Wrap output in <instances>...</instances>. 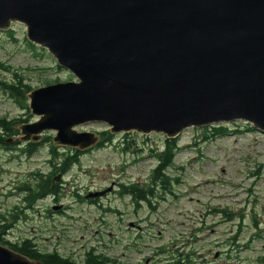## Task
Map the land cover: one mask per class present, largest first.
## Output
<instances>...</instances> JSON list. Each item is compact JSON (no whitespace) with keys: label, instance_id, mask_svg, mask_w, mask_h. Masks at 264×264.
I'll return each instance as SVG.
<instances>
[{"label":"rangeland","instance_id":"rangeland-1","mask_svg":"<svg viewBox=\"0 0 264 264\" xmlns=\"http://www.w3.org/2000/svg\"><path fill=\"white\" fill-rule=\"evenodd\" d=\"M75 81L46 50L26 40L24 25L13 23L6 32L0 31V84L30 90L24 109L16 99L5 100L0 86V113L35 122L28 93ZM222 126L232 132L216 139H206L210 127L181 132L167 172L169 189L157 188L148 202L141 203L121 198L119 187L149 183L156 166L151 151L161 150L165 137L111 134L100 123L78 126L80 133L108 132L112 141L82 152L79 164L62 178L58 198L28 207L23 189L31 185L37 171L48 173L55 134L45 132L43 136L50 138L47 147L30 159L14 155L0 169V214L11 225L5 240L13 244L31 239L41 252H57L78 263L93 249L117 264H260L264 258V134L244 122ZM104 191L103 196H94ZM88 197L98 203L90 205ZM12 207L13 222L7 216Z\"/></svg>","mask_w":264,"mask_h":264},{"label":"water","instance_id":"water-1","mask_svg":"<svg viewBox=\"0 0 264 264\" xmlns=\"http://www.w3.org/2000/svg\"><path fill=\"white\" fill-rule=\"evenodd\" d=\"M13 23L77 80L28 93L38 120L19 127L23 142L50 131L86 152L100 136L75 128L90 123L166 139L234 122L264 134V0H0V31ZM0 264L42 263L0 244Z\"/></svg>","mask_w":264,"mask_h":264},{"label":"trees","instance_id":"trees-1","mask_svg":"<svg viewBox=\"0 0 264 264\" xmlns=\"http://www.w3.org/2000/svg\"><path fill=\"white\" fill-rule=\"evenodd\" d=\"M7 83H2V89H8V94L21 103L25 109V94L30 90L28 88L21 89V86L6 85ZM24 120H13V138L18 136L19 132L14 129L15 126L22 125ZM210 133V137L206 139H216L220 137L228 136L232 131H230L226 126L217 125L210 128H206ZM102 143L99 144L98 148L103 147L104 144H109L112 141V136L106 132L101 133ZM45 141L50 142L48 139ZM162 149H155L151 151V154L156 162L155 168L151 171V177L149 178V183L144 186H138L131 184L129 186L120 185L119 195L124 196L125 194L134 201V203L148 202V200L153 196L157 188L162 191L169 189L171 181L169 179L168 170L172 167L173 159L177 153L178 145L177 139H164ZM35 144L32 145L31 150L28 154L36 150ZM59 149L50 145L49 147V161L48 173L43 175L39 171L34 173L31 185H26L23 189L24 192V204L27 206H32L35 203L43 200L45 198H58L62 191V178L69 173L72 167L79 164V157L82 152L77 150H64ZM89 201V199H87ZM5 217L0 214V244L4 245L11 250L27 257L33 261H39L42 264H117L115 261L111 260L105 256H99L95 254L93 249L84 254L82 262L78 263L72 261L70 258H63L57 252L53 253H43L41 252L37 245L31 239H24L18 243H9L5 240L6 234L9 232L11 225L3 221ZM14 219V218H13ZM256 221V218L253 219ZM256 225V223H254ZM264 264V258L260 259Z\"/></svg>","mask_w":264,"mask_h":264},{"label":"flooded vegetation","instance_id":"flooded-vegetation-1","mask_svg":"<svg viewBox=\"0 0 264 264\" xmlns=\"http://www.w3.org/2000/svg\"><path fill=\"white\" fill-rule=\"evenodd\" d=\"M4 83H6V82H4ZM0 86L1 87L3 86L2 83L0 84ZM2 92L4 93L5 100L13 102V98L8 94V89H5V90L2 89ZM33 117H35V116H33ZM35 118H37V120H38V117H35ZM13 120H18V119H15V118L13 119V114H11L10 112L9 113L8 112L0 113V169L6 167V162L13 161L14 155L21 156L22 158L30 159L33 156L38 154L41 147H47L50 144L49 142H46L44 140V139H48V138L44 137L43 135L36 142H33L32 140H28L26 142L21 141L20 140V138H21L20 133L18 134V136L13 138ZM30 123H34V122H30V121L28 122V120L24 119L22 125L30 124ZM22 125H20L18 127L15 126L14 129H16L18 132H20L19 127H21ZM100 138L102 140V137H100ZM48 140H50V138ZM33 144L37 145L36 150H35V152L31 153L30 156H28V154H29L28 150L29 151L31 150V147ZM52 146L59 148L58 146H55L54 143L52 144ZM2 163H3V165H2ZM126 186H129V185H126ZM11 189H12L11 197H13V182L11 184ZM124 197H128L130 199V197L126 194L124 196H121V198H124ZM89 202L91 203L90 205L98 203V201L90 200V199H89ZM28 207H30V206H28ZM7 216L13 222V207L11 208L9 215H7ZM5 220H6V217L3 219V221L5 222ZM260 264H263L261 262V260H260Z\"/></svg>","mask_w":264,"mask_h":264}]
</instances>
